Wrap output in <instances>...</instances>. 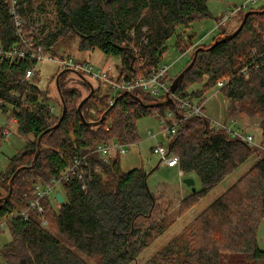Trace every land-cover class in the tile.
Returning a JSON list of instances; mask_svg holds the SVG:
<instances>
[{
	"label": "trees",
	"instance_id": "obj_1",
	"mask_svg": "<svg viewBox=\"0 0 264 264\" xmlns=\"http://www.w3.org/2000/svg\"><path fill=\"white\" fill-rule=\"evenodd\" d=\"M44 1L15 0L12 5V0H0V46L4 50L20 44L23 37L49 52L59 39L64 37V43H68L77 37L78 50L97 49L107 58L114 57L120 75L126 78L150 74L159 65L165 44L177 27H188L210 16L208 0H47L54 11V29L40 40L22 35L33 23L36 9L45 8ZM35 2L39 3L36 7ZM257 10H264V5ZM241 19L242 16L239 23ZM223 34L221 30L214 39ZM190 38L183 39L178 34L175 41L181 53L191 49L188 63L197 53L174 93L203 100L205 91L227 77L228 82L219 89L228 99L226 115L238 112L259 117L260 143L264 145V12L249 15L234 38L212 47L193 46ZM36 65L28 55L14 61L0 59V110L10 113L17 134L25 139L23 148L8 158L6 171L0 173V186L8 191L12 173L21 167L13 179L11 195L0 201V218L6 219L10 233V240L0 249V257L6 264H88L73 247L97 264H129L173 222L167 219L144 222L155 207L154 194L147 185L148 171L141 167L123 171L119 155L107 163L90 156L89 162L97 163L101 174L88 181L85 189L80 188L79 181L69 180L60 186L62 202H44L48 227L67 243L47 228H41L33 215L25 219L19 214L32 197L31 182L24 177L30 174L40 182L48 181L75 157L99 143L137 142L136 120L151 113H164L163 107L175 111L176 102L149 107L148 104L164 98H150L139 91L100 95L101 83H97L81 107L85 121L89 122L86 124L77 112L78 103L85 97L79 90L65 88L59 77L56 114L50 108L52 100L47 92L40 90L34 81L24 79L25 72ZM244 67L247 77L241 72ZM36 74L37 70L34 79ZM197 82L202 83L200 89L186 92L187 85ZM80 84L88 94L87 83ZM60 98L65 113L53 128L62 112ZM91 104L96 106L94 113L89 112ZM95 121L98 123H91ZM39 135L38 155L29 168ZM167 146L178 156L179 169L186 175L194 173L200 184L198 190L180 201L181 214L183 208L191 209L257 152L243 141L215 131L201 117L184 121ZM263 216L264 153L142 264H221L227 254H234L245 263L264 264V248L258 246L256 237Z\"/></svg>",
	"mask_w": 264,
	"mask_h": 264
},
{
	"label": "rangeland",
	"instance_id": "obj_2",
	"mask_svg": "<svg viewBox=\"0 0 264 264\" xmlns=\"http://www.w3.org/2000/svg\"><path fill=\"white\" fill-rule=\"evenodd\" d=\"M244 0H208L207 6L210 16L205 18H200L192 22L188 27L179 26L176 28L175 34L167 40L165 44V51L159 59V65L170 64L172 67L169 71V76L172 79L180 73L190 60V55L188 53L180 56L181 52L175 45L177 40V35H181V38L188 39L191 36L190 41L192 43H198L200 46H207L212 44V41L216 35L220 33V29L216 28V21L221 18L226 12L232 9L234 6H241ZM39 5L35 2L34 7ZM264 5V4H263ZM261 5H249L242 8L241 12L236 14L234 17L229 19V23L222 24L221 30L226 33H231L236 29L240 17L244 12L250 8L257 10ZM44 9L40 10L38 7L32 15L31 23L25 32H22L24 36H33L40 40L44 38L51 29H54V11L50 2L44 1ZM68 43H64V37L59 39L57 44L54 45L47 55H52L55 57L66 55L72 58L74 61L78 62H88L92 66L100 67L111 65L115 71L119 63L113 58H107L99 50L93 51H80L77 48L78 38L74 37L70 39ZM37 74L35 79L33 78L34 84L42 91H46L51 102V110L55 111L56 114L59 112V98L55 85V77L58 71L61 69L52 60H41L36 66ZM65 88H75L79 90L82 96H86L87 89L81 86V81L77 78V74L65 70L60 76ZM87 81L95 88L97 82L87 79ZM202 83L197 82L186 86V92L191 93L196 89L201 88ZM114 93L105 84H101L99 91L100 95ZM203 110L206 115L214 120L223 121L227 119V106L228 99L221 93L219 88L212 87L205 91L204 95ZM194 99H197L196 97ZM96 106L91 104L89 107V112L94 113ZM162 112L167 113L169 109L163 107ZM235 112L234 115H237ZM238 121H243L248 125L250 131L254 135L255 142H260V127H259V117L245 116L243 113H238ZM10 118V113H2L0 110V131L7 126V136H3L0 139V173L5 172L8 166V158L13 156L15 153L19 152L24 145L25 139L20 137L16 132V123ZM164 124L160 122L158 117L154 114H148L141 118H138L135 122L137 129V134L139 139L137 142L129 143L126 146V152L119 155V165L123 171H128L132 168H143L144 170L150 172L147 177V185L149 189L153 192L155 197V207L151 215V219L144 220L146 224L150 221H160L162 219H167L168 221H173L170 227L162 234L160 237L154 240V242L144 249L135 261L129 264H142L149 256H151L157 249L161 248L162 245L169 240L171 237L177 235L182 227L191 221L201 210L205 208L215 197H217L222 191L233 184L237 178L243 175L251 165L256 161L257 155H262L264 151H258L250 156L243 164H241L237 169L228 174V176L223 179V181L212 189L208 194L202 197L194 206L188 211L182 209L183 214L180 213V201L189 193H191V188L185 186L182 183V177L178 176V170L176 167H166L157 166L158 156L151 151V147L159 142L161 144H166L167 135L163 131ZM235 129H240V123L234 126ZM148 130L152 134H156V137H147ZM136 141V140H135ZM34 176L26 175L24 180L29 182ZM200 184L197 179H195V190H198ZM7 189L0 186V196L7 194ZM54 192H61V188H57ZM181 214V215H180ZM6 219L0 218V249L10 240V233L8 227L6 226ZM59 239L67 243L64 239L59 237L55 230L51 227L47 228ZM257 244L260 248H264V216L260 219L257 230H256ZM78 255L84 258L88 264H97L95 260L85 257L81 252L71 247ZM0 264H6L0 257ZM221 264H249L242 262L238 256L234 254L224 255ZM252 264V263H251Z\"/></svg>",
	"mask_w": 264,
	"mask_h": 264
},
{
	"label": "built area",
	"instance_id": "obj_3",
	"mask_svg": "<svg viewBox=\"0 0 264 264\" xmlns=\"http://www.w3.org/2000/svg\"><path fill=\"white\" fill-rule=\"evenodd\" d=\"M14 3L15 0H12V5ZM263 4L264 0H244L241 6H234L223 16H221V18L216 21L215 27L221 30L222 24H226L230 18L241 12L242 8H245L249 5ZM15 22L17 26L20 25V21L17 18L15 19ZM197 44L198 43H194L193 46ZM190 50L191 49L181 53L180 56L190 52ZM252 50L255 52L254 48ZM134 51L136 52V49H134ZM27 55L28 57L34 59L37 64L41 60H52L61 69L76 73L77 78L80 81L87 82V79H90L91 81L105 84L110 90H112L114 93L113 96L120 91L127 93L139 91L150 98L158 99L163 97L165 100L166 95H168L172 100L171 104H173L174 101L176 102L175 111L169 110L167 113H154L160 122L164 124L162 127L163 131L168 137L167 141L175 135L176 131L184 121L191 117H201L204 118L208 122V125L215 131H222L230 138H237L246 143L248 146L256 148L257 151L258 149L259 151H264V145H262L260 142H255L254 135L250 131L248 125L243 121L239 122L237 116H228L227 119L223 121L211 119L203 110V104L205 102L204 98L203 100H200L199 98L194 99L189 97H181L174 92H170L169 87L172 82V77L169 76V71L173 65L172 63L175 61L170 64L158 65L156 68H153L148 75H139L135 78H126L120 75L117 67L115 71L111 65L95 67L88 62L74 61L72 58L66 55L58 57L47 55L41 46H34L32 42L26 40L23 37H21L20 44L12 45L7 50H4L0 46V59L14 61ZM139 65L141 66L140 62ZM36 66L28 69L25 72L24 79L26 81H32L36 72ZM241 72L243 76L247 77L248 72L246 67H244ZM227 82L228 78L225 77L219 79L215 86L220 89L225 86ZM109 104H113L112 99L109 100ZM238 123H240V129H235L234 126ZM7 131L8 129L5 126L1 130V135L7 136ZM147 137L155 138L156 134H152L148 130ZM167 141L166 144L156 142L151 147V151L159 158L158 166L176 167L178 170V176L182 177L186 174L181 169H179L178 156L168 149ZM128 144L129 143H121L115 140H110L106 143H99L91 151H88L80 157H75L68 167L62 170L57 176L51 177L48 181L40 182L37 179L32 178L30 180L32 187V197L30 198L28 205L23 208L19 214L25 219H28L31 215H33L41 228H48V223L44 216V202L47 200L51 202L56 200L58 202L56 199V194L59 192L54 191L57 188H60L63 183L72 179L79 181L80 188L85 189L88 181L92 180L95 175L101 174L99 165L97 163L91 164V162H89L91 159L90 156L107 163L111 157L125 153L126 146ZM258 157H260V155H257V158Z\"/></svg>",
	"mask_w": 264,
	"mask_h": 264
},
{
	"label": "water",
	"instance_id": "obj_4",
	"mask_svg": "<svg viewBox=\"0 0 264 264\" xmlns=\"http://www.w3.org/2000/svg\"><path fill=\"white\" fill-rule=\"evenodd\" d=\"M263 12H264V10H254V9L247 10L246 12L243 13L242 19H241L239 25L236 27V29H234L231 33H226V34H223L221 36L216 37L213 40V42H212V44H211L210 47L216 45L217 43L226 42V41H229L230 39L234 38L236 36V34L242 29V27L245 24V22H246V20H247V18H248L249 15H252V14H261ZM196 53H197V51L194 52V55H193L191 61L188 63V65L180 73H178L172 79V82H171L170 87H169L170 92L173 93L178 88V86L180 85V83H181V81H182V79L184 77L185 72H187L192 67V65L194 63V60H195ZM63 72H65V70L59 71L58 74L55 77V85H56V89H57V93L58 94L60 93V87H59L58 81H59L60 75L63 74ZM86 83L89 86V93L85 97H83L81 99V101L78 103V105H77V112L79 114V117H80L81 121L83 123H86V124L88 123L89 124V122L85 121V119H84V117H83V115L81 113V107H82L83 103L91 96V94L93 93L94 89H93V86L88 81ZM60 100H61V103H62V112H61L60 118L58 119L57 123L53 126V128L56 127L60 123V121L63 118L64 113H65V105H64V103L62 101V98H60ZM137 100H139V99L137 98ZM171 103H172L171 98L168 95H166V99L164 101L156 102V103H153V104H148L147 106H149V107H160V106H168ZM102 118L103 117H101L100 120H102ZM91 123L92 124H97L98 122L95 121V122H91ZM48 130L49 129H47V131ZM40 139H41V135H39L38 138H37V140H36V152H35V155L33 157L32 163H31V165H30L29 168H32L33 167L34 161H35V159H36V157L38 155V151H39V147H40ZM158 163H159V161H158ZM158 163L156 164L155 168H157ZM20 170H21V167L20 168H17L12 173V175H11L9 181H8V192H7L6 195L0 197V201L1 200H4V199H7L11 195L13 179H14V177L16 176V174ZM194 177H195L194 173H190L186 177L182 178V183L185 186L191 188V192H194L195 191V188H194L195 179H194ZM56 199L58 200V202H62L63 201V198H62V196H61L60 193H57L56 194Z\"/></svg>",
	"mask_w": 264,
	"mask_h": 264
},
{
	"label": "crops",
	"instance_id": "obj_5",
	"mask_svg": "<svg viewBox=\"0 0 264 264\" xmlns=\"http://www.w3.org/2000/svg\"><path fill=\"white\" fill-rule=\"evenodd\" d=\"M227 23H229V21H227L226 24H227ZM226 24H225V25H226ZM221 28H222V27H221ZM220 31H221V30H220ZM194 179H196V177H194Z\"/></svg>",
	"mask_w": 264,
	"mask_h": 264
},
{
	"label": "bare ground",
	"instance_id": "obj_6",
	"mask_svg": "<svg viewBox=\"0 0 264 264\" xmlns=\"http://www.w3.org/2000/svg\"><path fill=\"white\" fill-rule=\"evenodd\" d=\"M179 161V160H178Z\"/></svg>",
	"mask_w": 264,
	"mask_h": 264
}]
</instances>
